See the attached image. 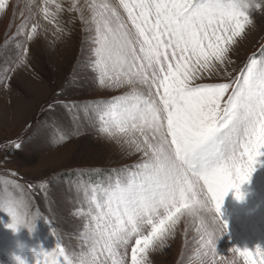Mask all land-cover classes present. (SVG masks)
Here are the masks:
<instances>
[{"label":"snow or ice","instance_id":"6c2138e0","mask_svg":"<svg viewBox=\"0 0 264 264\" xmlns=\"http://www.w3.org/2000/svg\"><path fill=\"white\" fill-rule=\"evenodd\" d=\"M10 7L0 0V15ZM64 10L57 0H43L21 20L17 35L23 39L16 59L0 72V89L10 90L15 74L31 67L29 44L39 22L29 27V21L42 16L62 34ZM257 10L264 11V0H70L67 11L90 34L98 85L120 93L95 103L90 120L139 159L113 169L106 183L77 185L84 197L77 212L84 219L79 251L52 228L56 246L33 250L35 264H151L149 253L164 248L181 224L185 240L190 228L196 233L188 264H264L260 246L233 247L231 256L217 259V239L228 229L225 198L233 192L244 201V185L264 163V43L229 71V53L254 27ZM68 135L57 129L54 140ZM10 143L22 147L20 138ZM3 184L0 210L12 219L7 227L34 232L41 218L51 225L33 211L25 185L16 179ZM39 187L47 197V184Z\"/></svg>","mask_w":264,"mask_h":264},{"label":"rangeland","instance_id":"374dc122","mask_svg":"<svg viewBox=\"0 0 264 264\" xmlns=\"http://www.w3.org/2000/svg\"><path fill=\"white\" fill-rule=\"evenodd\" d=\"M24 6L26 16H14L5 34L2 27L8 17L0 15V72L16 59V47L23 36L17 35L22 19L34 14L36 4L43 0H9ZM64 6L60 13V27L49 24L42 16L29 21H38V34L29 44L30 69L18 71L11 81V89H0V195L3 194L5 179H16L25 185L32 197L33 211L51 220L49 225L43 218L37 220L36 230L27 228L19 231L7 227L11 216L0 210V264H17L15 256L23 257L27 264H35L33 250L52 251L56 246L55 228L62 243L73 251H79L84 219L77 215L84 204L80 183H106L114 177L113 169L134 165L138 153H130L115 140L100 134L90 120L94 104L109 101L119 91L101 87L96 74L91 70L92 45L89 33L74 13L67 11L70 0H57ZM254 27L250 26L229 53L232 68H239L253 52H259L264 43V11L252 13ZM59 37V39H58ZM56 99L52 109L46 104ZM78 107L69 109L67 105ZM85 106L89 111H85ZM31 124L32 127L28 128ZM39 129V136L36 130ZM57 129L66 131L68 139L56 143ZM20 138L21 149L11 141ZM18 175L11 177L10 173ZM47 184V197L39 187ZM33 185L28 190L27 185ZM15 191L14 189H10ZM244 201L235 199L230 192L225 199L222 212L228 229L217 239V259L231 256L233 247L255 249L264 247V163L257 166L251 182L245 184ZM183 228V224L179 229ZM169 238L162 249L149 253L151 264H188L193 257L196 243L194 229H189L187 240L179 230ZM23 246V247H22Z\"/></svg>","mask_w":264,"mask_h":264},{"label":"bare ground","instance_id":"6f19581e","mask_svg":"<svg viewBox=\"0 0 264 264\" xmlns=\"http://www.w3.org/2000/svg\"><path fill=\"white\" fill-rule=\"evenodd\" d=\"M28 13V10L24 8V6H21L19 8H17V2H15L14 4L11 5L9 11H8V17L5 20V23L3 24L2 27V34H5V32L7 31V29H9V27L11 26V23L13 21V17L14 16H26ZM184 236V235H183Z\"/></svg>","mask_w":264,"mask_h":264},{"label":"clouds","instance_id":"9594fccd","mask_svg":"<svg viewBox=\"0 0 264 264\" xmlns=\"http://www.w3.org/2000/svg\"><path fill=\"white\" fill-rule=\"evenodd\" d=\"M257 171V169H255V171H253V173H252V176H251V179H252V177H253V175H254V173ZM230 193V192H229ZM227 197V196H226ZM226 199V198H225ZM225 202V201H224ZM225 234H227V233H225V231H222L221 232V234L219 235V239H221ZM18 256H15L14 255V259L16 260V258H17ZM17 261V260H16Z\"/></svg>","mask_w":264,"mask_h":264}]
</instances>
